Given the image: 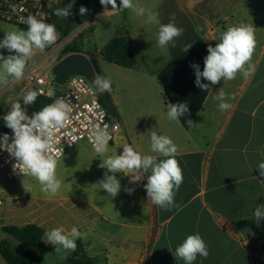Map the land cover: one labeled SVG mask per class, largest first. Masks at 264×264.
I'll use <instances>...</instances> for the list:
<instances>
[{
  "label": "crops",
  "instance_id": "1",
  "mask_svg": "<svg viewBox=\"0 0 264 264\" xmlns=\"http://www.w3.org/2000/svg\"><path fill=\"white\" fill-rule=\"evenodd\" d=\"M59 2L58 6L65 7ZM135 3L146 9L144 16L119 7L112 11L111 5L109 12H105L100 0H75L76 5L88 9L85 15L89 18L100 13L89 28L95 42L89 51L81 53L91 58L112 38L129 37L138 59L136 68L126 69L112 64L104 66L106 62L98 57L102 74L115 82L111 95L123 129L104 155L89 147L93 154L89 155V197L82 201L84 208H79L78 203L66 204L71 200L79 202L77 196L61 198L68 193H83L75 186L64 194L59 190L54 196L42 192L39 198L27 197L35 202L9 208L6 219L16 226L36 224L45 232L61 226L66 230L77 227L87 234L85 239H77L76 244L85 254L89 253L88 264H184L173 254L188 235L196 233L207 244L209 256L206 259L197 256L193 264H264V218L257 223L253 216L255 207L264 205V177L256 169L264 161V0H135ZM148 11L158 12L162 24L169 23L174 15L176 25L185 29L175 48L158 45L159 25L145 22ZM74 13L79 11L68 16L72 20ZM66 20L60 17L55 20L61 35L74 30ZM241 23L255 28L254 75L246 80L238 73L234 80H221L214 85L190 129H185L180 120L170 121L166 115L168 106L157 100L158 94L168 100L158 81L160 71L184 52L183 46L202 39L207 46L214 47L223 31ZM96 38L101 42L99 45ZM221 88L230 97L227 102L233 105L228 111L219 110V101L214 99ZM22 91L8 103L18 101L25 106ZM2 92L3 89L0 99ZM152 131L170 137L178 148L176 159L184 179L174 197L179 207L171 210L155 206L148 199L144 185L150 171L134 184L129 182V176L116 173L121 190L114 198L97 185L107 171L99 167L102 160L122 154L125 144L142 155L163 159L150 150ZM69 151L58 160L62 179L68 176L72 165L64 161ZM128 188L134 191L129 193ZM1 242L9 247L12 244L16 251L10 249L18 254L24 252L22 244L9 238ZM54 252L55 249L42 264ZM74 252L63 249V258L68 261ZM0 264H7L1 254Z\"/></svg>",
  "mask_w": 264,
  "mask_h": 264
},
{
  "label": "clouds",
  "instance_id": "2",
  "mask_svg": "<svg viewBox=\"0 0 264 264\" xmlns=\"http://www.w3.org/2000/svg\"><path fill=\"white\" fill-rule=\"evenodd\" d=\"M75 0L65 7L56 8L53 15L65 19L72 13ZM105 12L108 5L112 6V11L118 7L128 9L137 16H144L146 9L135 3V0H100ZM88 9L84 6L79 8V14L85 15ZM158 12H147L146 23L157 24L158 36L157 43L160 47L177 46V38L181 37L185 31L175 23V16L170 17L167 24L160 23ZM27 31L19 30L7 32L3 40H0V49H7V57L0 53V83H6L8 78L20 80L24 77L26 66L35 51L43 52L47 47L55 44L59 38L56 26L38 19L34 15L26 18ZM257 41L255 28L249 24H239L228 27L220 35L219 42L213 47L208 45V55L204 57V68L200 70L198 64L190 65L195 70V86L207 91L210 85H216L221 80L224 82L234 80L237 74H242L244 79H249L254 75L256 66L252 62V57L256 49ZM192 47V44L183 46L185 53ZM209 83H202L201 79ZM94 87L98 93L112 91V81L109 77L95 74ZM43 94L38 90L22 91L23 105L33 104L38 95ZM48 96L53 99L54 91H49ZM214 99L219 101V110L228 111L233 105L227 102L230 97L221 88ZM167 118L170 121L179 120L188 111L186 103L168 104ZM74 105L71 100L65 97L53 99V103L45 105L38 112L28 115L26 108L20 102H15L11 110L3 116L4 124L12 130V136L7 133L0 136V148H3L14 157L16 163L13 164V171L19 172L25 177H32L41 185V191L46 194L56 195L61 188L62 181L57 178L56 170L58 165L57 156L63 154V148L55 146L57 133L64 129L71 117ZM188 126L193 125V121H187ZM65 135H70L65 133ZM111 133L108 125L101 127L94 125L90 130V140L94 151L98 155L108 152V143L111 140ZM11 139V143L9 140ZM75 136L71 137L74 143ZM151 152L159 154L158 159L154 155H142L134 150L131 145L123 146L122 154H114L102 160L100 168H106L103 179L98 182L100 189L106 190L108 196L114 198L121 190L120 181L116 173L122 172L130 177V183L140 182L147 175V183L144 185L147 197L152 204L160 208L171 210L179 207L175 203V194L183 183V172L176 159L178 151L177 145L173 140L162 134L151 132ZM259 174L264 177V161L257 165ZM109 173H112L111 175ZM23 186L27 191L25 179ZM127 192L132 193L134 189L128 188ZM253 216L257 223L264 218V205L255 207ZM86 233L73 226L70 230L64 227H56L44 233V241L55 246V251L64 250L75 251L77 248L76 240L85 239ZM177 260H183L184 264H193L200 256L206 259L209 256L208 246L199 233L188 235L186 239L176 247L173 254Z\"/></svg>",
  "mask_w": 264,
  "mask_h": 264
},
{
  "label": "trees",
  "instance_id": "3",
  "mask_svg": "<svg viewBox=\"0 0 264 264\" xmlns=\"http://www.w3.org/2000/svg\"><path fill=\"white\" fill-rule=\"evenodd\" d=\"M60 1H62L65 6L72 2V0ZM80 7L81 6L74 3L70 12L79 11ZM54 10L52 11L51 17L45 22L54 24L57 31L60 32L59 26H57L55 22L57 16L53 15ZM63 35L66 36L67 32L63 33ZM207 48L208 46L202 39L197 40L192 44L188 52L181 53L158 74V81L163 87L169 103H186L188 105L189 111L179 118L185 129L191 128L188 126L187 121L191 120L193 123L195 122L196 117L214 86L210 85L207 91L196 87L195 70L190 66L194 63L198 64L200 70L203 71L204 57L208 55ZM75 52H81L78 49L77 42L66 47L61 58ZM98 57H101L103 61L109 64L126 69H134L138 66V59L129 37H114L103 47L98 55H91V60L97 74L103 75L98 64ZM201 82L210 84V82L203 78ZM99 99L103 107L107 110L109 117L112 114L117 115L118 110L113 101L111 92L99 93ZM51 103H53V99L38 95L33 104L22 107H25L28 115L31 116L33 112H38L45 105ZM3 116L0 118V136H3L5 133L10 136L12 130L5 126ZM2 230L19 241L24 247L23 254H18L11 250L6 242H1L0 254L7 264H42L46 256L55 249L54 246L44 242L45 230L36 224H28L25 226L8 225L2 227ZM77 249H79V247ZM262 250L264 251V244L262 245ZM80 254L81 253L76 250L73 254L76 255V257H69L68 264H84L81 259L88 258Z\"/></svg>",
  "mask_w": 264,
  "mask_h": 264
},
{
  "label": "built area",
  "instance_id": "4",
  "mask_svg": "<svg viewBox=\"0 0 264 264\" xmlns=\"http://www.w3.org/2000/svg\"><path fill=\"white\" fill-rule=\"evenodd\" d=\"M56 4H59V0H0V21L16 25H26L28 15H34L38 19L46 21L51 17ZM99 15L100 13L90 18L82 26L74 29L69 35L63 36L58 32L59 38L57 42L42 52V59L35 60L32 58L25 79L34 90L43 93L41 96L50 98L48 92L53 91L56 82L54 66L58 62L60 55H63L66 47L76 42L77 37L85 29L93 25L95 18ZM60 90L61 93L57 98L65 97L70 99L74 108L67 126L57 133L55 138V146L63 148V154L57 156V160L62 158L68 150L74 148L81 141H87L94 150L92 141L90 140V130L96 124H99L101 127L108 125V131L112 137L108 146L116 142L122 132L123 126L120 120L110 119L107 110L100 102L99 93L96 91L92 79L83 75L70 76L66 79ZM4 114H6L5 108L0 105V118ZM65 133H69L70 135H65ZM72 136H75L76 140L74 143L69 144ZM9 143H11V139ZM15 163V158L10 156L3 148H0V204L3 203V198L1 197L3 193L2 184L5 181L24 177L18 171H13V164Z\"/></svg>",
  "mask_w": 264,
  "mask_h": 264
},
{
  "label": "rangeland",
  "instance_id": "5",
  "mask_svg": "<svg viewBox=\"0 0 264 264\" xmlns=\"http://www.w3.org/2000/svg\"><path fill=\"white\" fill-rule=\"evenodd\" d=\"M58 5L59 4L55 5V9L60 8V6ZM89 19L90 18L88 15L81 16L79 13H74L73 20L72 18L67 17L66 23H68V25H71L73 29H77L80 26H82L84 23H86ZM27 29L28 26L26 25H16V24L0 21V40H3L7 32L19 31V30L27 31ZM77 39H78L77 46L80 51H87V50L89 51V46H93L92 44L95 42V39H93L91 36V30L89 28L85 29L84 33L78 36ZM97 43L99 45L101 42L98 41ZM0 53H3L5 57H7L9 54H15V53H9L7 49H0ZM61 56L62 54L60 55L58 61L61 59ZM42 57H43V53L41 51H35L32 56V58L35 60L38 59L40 60L42 59ZM32 58L29 60L26 66L25 74L22 79L15 80L14 78L9 77L6 83H0V90L3 89L2 92L3 96L0 99V105L5 108V112H9L11 110L12 104L8 103L9 99L15 97L19 92H21V90L27 91L30 88H32V86H30L27 80L25 79ZM103 64L104 66H110L109 63L107 62ZM111 81H112V92H114L115 82L114 80ZM116 93H118L117 89H116ZM157 100L161 101L162 105L167 106L169 104L168 100L164 96H161L160 94L157 95ZM117 115L112 114L110 116V119L119 120ZM89 147L90 145L87 141H81L73 149H70L64 161L66 160L68 161V163H72V165L69 167L70 172L68 176L65 177V179L60 178L61 172L58 171V168L56 170L57 178L62 181V185L60 188V192H62V194H64L66 191L73 189L75 186L80 187L79 189L83 192L77 195H72L70 193L62 195L61 196L62 199L65 198L74 199L76 196L78 197L77 199H80L79 202L72 200L68 201L66 202L67 205H73L78 203L80 205L79 208H84V204L82 203V201H84L89 197V194L87 192L89 190V155L93 154ZM61 167L62 168H60V170L63 171L65 166L62 165ZM24 179L26 185L28 186L27 191L23 186ZM1 188L3 189V193L1 195V197L3 198V203L0 204V241H2L5 238H9L17 242V244L21 245L19 241H17L9 234L5 233L1 227L11 225V222L6 219L7 210L9 208L18 207L24 204L27 205L31 202H35L33 200H28L27 197L39 198L41 196V193L43 192L41 191V185L37 180L29 176L25 178L19 177L13 180L5 181L2 184ZM30 189H32L33 192H30ZM36 202L39 201L36 200ZM10 247L11 249L15 250L12 244L10 245ZM76 250H78L81 253L80 254L81 256L84 255L86 258H88L87 256H89V253L85 254L81 249H77V248ZM63 254H64L63 248L61 247L60 251L58 252L56 251L48 256L46 260V264H68V261L63 258ZM72 257H76V255H73ZM81 260L84 262V264H88L87 263L88 259H81Z\"/></svg>",
  "mask_w": 264,
  "mask_h": 264
},
{
  "label": "water",
  "instance_id": "6",
  "mask_svg": "<svg viewBox=\"0 0 264 264\" xmlns=\"http://www.w3.org/2000/svg\"><path fill=\"white\" fill-rule=\"evenodd\" d=\"M54 74L56 82L53 88V99L60 95L61 86L68 77L83 75L94 80V75L97 74V72L91 58L81 52H75L64 56L55 64Z\"/></svg>",
  "mask_w": 264,
  "mask_h": 264
}]
</instances>
